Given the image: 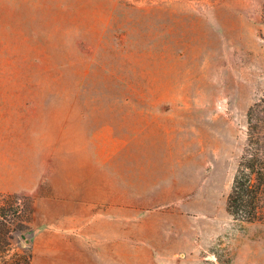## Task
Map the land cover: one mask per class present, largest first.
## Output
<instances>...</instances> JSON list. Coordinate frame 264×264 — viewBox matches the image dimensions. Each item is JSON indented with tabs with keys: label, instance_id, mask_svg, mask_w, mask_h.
<instances>
[{
	"label": "rangeland",
	"instance_id": "obj_1",
	"mask_svg": "<svg viewBox=\"0 0 264 264\" xmlns=\"http://www.w3.org/2000/svg\"><path fill=\"white\" fill-rule=\"evenodd\" d=\"M29 1L23 73L0 59V192L32 159L45 177L16 192L35 214L14 249L32 264H264V220L226 206L264 89V0Z\"/></svg>",
	"mask_w": 264,
	"mask_h": 264
},
{
	"label": "trees",
	"instance_id": "obj_2",
	"mask_svg": "<svg viewBox=\"0 0 264 264\" xmlns=\"http://www.w3.org/2000/svg\"><path fill=\"white\" fill-rule=\"evenodd\" d=\"M226 206L235 219L264 220V89L247 111L246 142ZM34 214L31 196L0 192V264H32V251L15 250L14 240L30 228Z\"/></svg>",
	"mask_w": 264,
	"mask_h": 264
},
{
	"label": "crops",
	"instance_id": "obj_3",
	"mask_svg": "<svg viewBox=\"0 0 264 264\" xmlns=\"http://www.w3.org/2000/svg\"><path fill=\"white\" fill-rule=\"evenodd\" d=\"M30 1L0 0V59H7L13 66V71L23 73L24 59L30 57ZM7 61V62H8ZM18 64L20 69H15ZM20 64V65H19ZM23 82L11 83L15 96L23 92ZM45 177V165L32 159L27 171L18 182V188L11 191H32L39 189Z\"/></svg>",
	"mask_w": 264,
	"mask_h": 264
}]
</instances>
